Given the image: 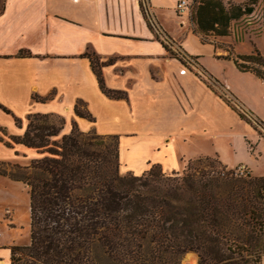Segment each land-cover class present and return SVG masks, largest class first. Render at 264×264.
Listing matches in <instances>:
<instances>
[{"label":"crops","instance_id":"obj_1","mask_svg":"<svg viewBox=\"0 0 264 264\" xmlns=\"http://www.w3.org/2000/svg\"><path fill=\"white\" fill-rule=\"evenodd\" d=\"M177 2L0 0V127L21 135L29 114H55L64 119L60 135L70 133L73 125L82 132L117 135L124 173L141 175L153 164L174 172L190 161L215 158L228 170L245 165L252 176L264 177V137L207 79L228 89L263 124L264 81L222 57L225 49L201 43L192 30L191 5L178 14ZM141 3L202 75L167 54ZM251 16H258L256 10ZM261 23L260 34L242 31L236 23L231 36L217 41L234 42L237 54L255 47L264 55V0ZM85 52L105 62V87L124 97L101 90ZM77 100L92 119L75 113ZM41 156L35 148L0 142V164ZM14 183L26 186L0 174L1 203L14 199ZM15 237L14 231L0 232V264H11V247L19 245Z\"/></svg>","mask_w":264,"mask_h":264},{"label":"trees","instance_id":"obj_2","mask_svg":"<svg viewBox=\"0 0 264 264\" xmlns=\"http://www.w3.org/2000/svg\"><path fill=\"white\" fill-rule=\"evenodd\" d=\"M256 4L193 0L192 30L201 43L223 48L217 40L231 36L233 26L251 16ZM224 48L222 57L264 81V55L258 49L237 54L232 46ZM83 56L101 90L124 97L105 87V62L89 52ZM74 111L92 119L81 100ZM27 121L21 135L0 127L6 146L20 143L42 154L9 172L0 165L1 175L23 182L29 191L30 243L11 247V264H181L189 251L198 254V264H244L237 243L258 253L260 240L249 226L251 219L264 218V177L247 179L232 170L197 172L195 162L202 159L190 161L182 174H166L158 164L141 175L121 174L117 135L82 132L75 125L60 135L64 119L55 114L33 113ZM15 123L21 126L20 119Z\"/></svg>","mask_w":264,"mask_h":264},{"label":"rangeland","instance_id":"obj_3","mask_svg":"<svg viewBox=\"0 0 264 264\" xmlns=\"http://www.w3.org/2000/svg\"><path fill=\"white\" fill-rule=\"evenodd\" d=\"M225 1H230L231 3H242L245 4L249 0H225ZM193 5V1L191 4V8ZM256 12H257V17L253 18L252 16H248L246 18H243L241 21L238 22L237 28H239L242 31L248 32H254L258 34L261 32V7H262V0H257L256 4ZM1 7V4H0ZM250 32V33H251ZM165 34L171 38L166 32ZM232 34V33H231ZM239 40L241 41L242 34H239ZM244 36V35H243ZM219 42V41H218ZM220 45H222L223 49L226 46H232L234 50V42H229L227 41L226 43H221L219 42ZM174 47H168L167 54L171 55L172 57H177L178 53L177 51H180L176 45H173ZM255 47H251L253 50ZM235 52V50H234ZM183 61V60H182ZM187 67L191 68L192 70L197 71V67L193 68L191 65H187ZM257 67V65H255ZM200 73L199 71H197ZM220 89V94L223 96L224 90L221 87H218ZM60 116V115H58ZM61 117V116H60ZM27 120V119H26ZM55 121H58V118L54 119ZM28 122V121H26ZM58 126V125H57ZM254 129V128H253ZM255 130V129H254ZM109 142H112L110 140ZM129 147V145L125 146ZM202 160L200 162H195V171L197 170L205 172L209 171H215V172H220V171H228L223 166H220V164L217 162V159L215 158H201ZM198 161V160H197ZM17 164L19 166H26L30 164V161L25 160L24 162H2L0 165L5 168L7 171L12 170L14 168V165ZM187 166V165H186ZM186 166L179 170V171H174L179 174H182V172L185 170ZM236 169H232L235 173ZM163 171V170H162ZM191 171H194L192 169ZM119 172L121 174H127L124 173V171L121 169V166L119 165ZM164 172V171H163ZM131 173V172H128ZM166 174H172L173 172H164ZM242 177H247V176H242ZM250 177V178H249ZM255 178L254 176L251 175L249 172V175L247 179ZM26 186L14 183V188H13V194H14V199L12 202H6V203H1L0 202V232L7 231L9 230L10 232L14 231L16 233L15 239H13L14 243L17 242L19 245H26L30 243V209H29V195H28V189H25ZM264 201V197H263ZM252 223L250 224L249 228H252V233L254 234L255 237H259L260 240V245L257 248L258 253L253 254L252 252V246L244 245L241 246L240 243H237V253L239 252L241 256L245 259L244 264H264V218L263 219H251ZM235 250V247L233 248ZM194 252V251H192ZM196 253V252H194ZM236 253V254H237ZM197 254V253H196ZM198 255V254H197ZM240 257V256H239ZM199 261V256L192 264H198Z\"/></svg>","mask_w":264,"mask_h":264},{"label":"built area","instance_id":"obj_4","mask_svg":"<svg viewBox=\"0 0 264 264\" xmlns=\"http://www.w3.org/2000/svg\"><path fill=\"white\" fill-rule=\"evenodd\" d=\"M192 3H190L189 0H178L177 4H176V11L178 14H182L185 11H187V9L190 7ZM142 7H144L142 5ZM146 6L144 7V13L145 15L148 17V23L150 24L151 29L153 30V32L156 33L157 38L163 43L164 46L168 47H174L173 45H176L177 48L180 51H177L178 54L176 58L183 60V64L184 65H191V67L196 68V61L185 54L184 50L182 49V47L172 38H169L161 29V27L159 26L157 20L154 18V16L151 14V12H149L148 10L145 9ZM196 66V67H195ZM200 75H202L201 73H199ZM210 83V85H212L213 87H221L224 90L223 93V98L228 102V104L233 107L239 114H241L244 117V120H246L247 122H249V124H251L253 126V128L261 135L264 137V124L249 110H247L246 108H244L243 105H241L228 91V89H226L224 86H221L217 81L215 80H211V79H207ZM235 173L237 175L240 176H248L249 175V171L247 169V167L245 165H241L238 166L235 170Z\"/></svg>","mask_w":264,"mask_h":264},{"label":"water","instance_id":"obj_5","mask_svg":"<svg viewBox=\"0 0 264 264\" xmlns=\"http://www.w3.org/2000/svg\"><path fill=\"white\" fill-rule=\"evenodd\" d=\"M193 254L195 256V258H198V255L192 251L186 252L183 254V256L181 257V264H192L190 263V259H189V255Z\"/></svg>","mask_w":264,"mask_h":264},{"label":"bare ground","instance_id":"obj_6","mask_svg":"<svg viewBox=\"0 0 264 264\" xmlns=\"http://www.w3.org/2000/svg\"><path fill=\"white\" fill-rule=\"evenodd\" d=\"M190 263L195 261V256L193 254L189 255Z\"/></svg>","mask_w":264,"mask_h":264}]
</instances>
